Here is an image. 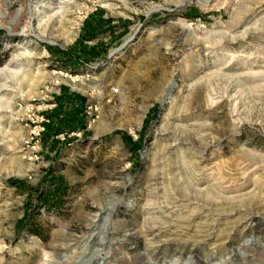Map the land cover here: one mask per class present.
Here are the masks:
<instances>
[{
	"label": "rangeland",
	"instance_id": "rangeland-1",
	"mask_svg": "<svg viewBox=\"0 0 264 264\" xmlns=\"http://www.w3.org/2000/svg\"><path fill=\"white\" fill-rule=\"evenodd\" d=\"M0 264H264V0H0Z\"/></svg>",
	"mask_w": 264,
	"mask_h": 264
},
{
	"label": "bare ground",
	"instance_id": "bare-ground-1",
	"mask_svg": "<svg viewBox=\"0 0 264 264\" xmlns=\"http://www.w3.org/2000/svg\"><path fill=\"white\" fill-rule=\"evenodd\" d=\"M89 239H90V237H88L86 240H88V241H89ZM104 258H106V257H104V255H103L102 259H104Z\"/></svg>",
	"mask_w": 264,
	"mask_h": 264
},
{
	"label": "water",
	"instance_id": "water-1",
	"mask_svg": "<svg viewBox=\"0 0 264 264\" xmlns=\"http://www.w3.org/2000/svg\"><path fill=\"white\" fill-rule=\"evenodd\" d=\"M87 238H88V237H87ZM87 238H86V239H87ZM102 257H103V256H102ZM102 257H100V258L102 259Z\"/></svg>",
	"mask_w": 264,
	"mask_h": 264
}]
</instances>
